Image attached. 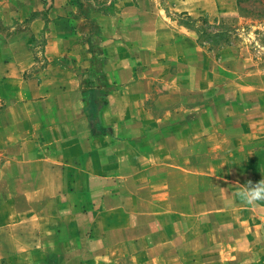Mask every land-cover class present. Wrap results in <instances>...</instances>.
Listing matches in <instances>:
<instances>
[{
    "label": "rangeland",
    "instance_id": "obj_1",
    "mask_svg": "<svg viewBox=\"0 0 264 264\" xmlns=\"http://www.w3.org/2000/svg\"><path fill=\"white\" fill-rule=\"evenodd\" d=\"M52 1L82 118L40 143L0 100V264H264V0Z\"/></svg>",
    "mask_w": 264,
    "mask_h": 264
},
{
    "label": "crops",
    "instance_id": "obj_2",
    "mask_svg": "<svg viewBox=\"0 0 264 264\" xmlns=\"http://www.w3.org/2000/svg\"><path fill=\"white\" fill-rule=\"evenodd\" d=\"M52 5L58 9L55 13L59 17L70 9L69 0H53ZM38 7L39 0L0 1V20L6 30H10L6 34L0 30V100L6 104L1 118H21L27 130L31 129L34 140L42 143L46 135L65 133L73 119L82 118L81 82L71 75L70 64L63 61L81 47L68 41L71 35L68 18L34 16ZM23 23L28 29L20 32ZM16 26L20 33L12 32ZM43 32L45 66L33 68L36 62L28 46L32 36ZM75 47L78 48L76 53ZM254 132L247 130V138ZM46 142L57 145L61 139H46Z\"/></svg>",
    "mask_w": 264,
    "mask_h": 264
},
{
    "label": "clouds",
    "instance_id": "obj_3",
    "mask_svg": "<svg viewBox=\"0 0 264 264\" xmlns=\"http://www.w3.org/2000/svg\"><path fill=\"white\" fill-rule=\"evenodd\" d=\"M237 193L242 204L255 205L257 201H264V179L253 183L248 181L244 185H239Z\"/></svg>",
    "mask_w": 264,
    "mask_h": 264
},
{
    "label": "trees",
    "instance_id": "obj_4",
    "mask_svg": "<svg viewBox=\"0 0 264 264\" xmlns=\"http://www.w3.org/2000/svg\"><path fill=\"white\" fill-rule=\"evenodd\" d=\"M76 5L78 6V7H82V5H81V3L79 2V0H78V2H76ZM81 9V8H80Z\"/></svg>",
    "mask_w": 264,
    "mask_h": 264
},
{
    "label": "built area",
    "instance_id": "obj_5",
    "mask_svg": "<svg viewBox=\"0 0 264 264\" xmlns=\"http://www.w3.org/2000/svg\"><path fill=\"white\" fill-rule=\"evenodd\" d=\"M263 223H264V220H263Z\"/></svg>",
    "mask_w": 264,
    "mask_h": 264
}]
</instances>
